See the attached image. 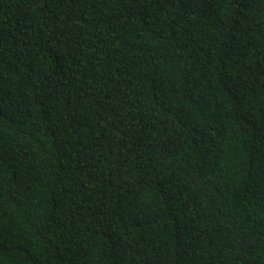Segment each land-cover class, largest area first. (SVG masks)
<instances>
[{
	"label": "trees",
	"instance_id": "1",
	"mask_svg": "<svg viewBox=\"0 0 264 264\" xmlns=\"http://www.w3.org/2000/svg\"><path fill=\"white\" fill-rule=\"evenodd\" d=\"M0 264H264V0H0Z\"/></svg>",
	"mask_w": 264,
	"mask_h": 264
}]
</instances>
